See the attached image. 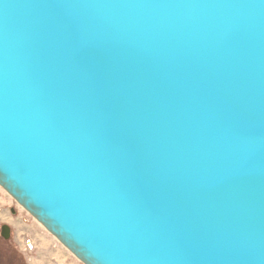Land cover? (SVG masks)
Segmentation results:
<instances>
[{
  "label": "water",
  "instance_id": "1",
  "mask_svg": "<svg viewBox=\"0 0 264 264\" xmlns=\"http://www.w3.org/2000/svg\"><path fill=\"white\" fill-rule=\"evenodd\" d=\"M0 186L84 264H264V0H0Z\"/></svg>",
  "mask_w": 264,
  "mask_h": 264
},
{
  "label": "rangeland",
  "instance_id": "2",
  "mask_svg": "<svg viewBox=\"0 0 264 264\" xmlns=\"http://www.w3.org/2000/svg\"><path fill=\"white\" fill-rule=\"evenodd\" d=\"M16 212V216L12 211ZM8 225L12 229L10 240L5 241L1 237V227ZM40 240H46L61 251H65L70 256V264L75 261L76 264H84L65 248L37 219L27 212L15 199L0 186V252L2 261L6 263L7 257L15 255L22 257L27 264H31L32 258L37 257V243ZM33 249H29V243ZM9 255V256H8ZM55 264V262H52Z\"/></svg>",
  "mask_w": 264,
  "mask_h": 264
},
{
  "label": "crops",
  "instance_id": "3",
  "mask_svg": "<svg viewBox=\"0 0 264 264\" xmlns=\"http://www.w3.org/2000/svg\"><path fill=\"white\" fill-rule=\"evenodd\" d=\"M37 250V257L32 258L31 264H53V261L55 264H70V261H72L65 251L56 249L46 240H40L37 243ZM71 264L76 263L73 261Z\"/></svg>",
  "mask_w": 264,
  "mask_h": 264
},
{
  "label": "flooded vegetation",
  "instance_id": "4",
  "mask_svg": "<svg viewBox=\"0 0 264 264\" xmlns=\"http://www.w3.org/2000/svg\"><path fill=\"white\" fill-rule=\"evenodd\" d=\"M12 214L14 216H16V212L13 210L12 211ZM4 226V225H3ZM2 226V227H3ZM2 227H1V230H2ZM11 235H12V229H11ZM2 237V236H1ZM3 238V237H2ZM4 239V238H3ZM5 240V239H4ZM5 241H8V240H5ZM9 256V255H8ZM2 261V255H1V252H0V264H4ZM5 264H27L25 259H23L22 257H19L17 261H15V259H13L11 257V255L9 257H7V260H6V263Z\"/></svg>",
  "mask_w": 264,
  "mask_h": 264
},
{
  "label": "built area",
  "instance_id": "5",
  "mask_svg": "<svg viewBox=\"0 0 264 264\" xmlns=\"http://www.w3.org/2000/svg\"><path fill=\"white\" fill-rule=\"evenodd\" d=\"M29 243V249H33V245L30 243V242H28Z\"/></svg>",
  "mask_w": 264,
  "mask_h": 264
},
{
  "label": "trees",
  "instance_id": "6",
  "mask_svg": "<svg viewBox=\"0 0 264 264\" xmlns=\"http://www.w3.org/2000/svg\"><path fill=\"white\" fill-rule=\"evenodd\" d=\"M11 257H12L13 259H15V261L18 260V258H17L15 255H11Z\"/></svg>",
  "mask_w": 264,
  "mask_h": 264
}]
</instances>
